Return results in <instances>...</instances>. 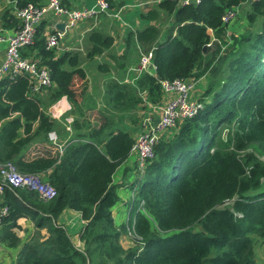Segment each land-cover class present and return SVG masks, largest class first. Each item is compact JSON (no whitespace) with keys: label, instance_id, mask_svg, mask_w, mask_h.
<instances>
[{"label":"trees","instance_id":"trees-1","mask_svg":"<svg viewBox=\"0 0 264 264\" xmlns=\"http://www.w3.org/2000/svg\"><path fill=\"white\" fill-rule=\"evenodd\" d=\"M11 1L20 8L46 2ZM247 7L249 28L229 34L225 14ZM173 15L161 38L162 27L151 21ZM140 18L147 24L129 34L127 49L151 51L156 73L143 72L132 82L109 79L107 111L83 108L88 80L79 56L48 48L42 24L22 52L37 50L55 86L40 94L27 74L0 78V164L40 174L56 190L45 199L27 187L6 189L10 212L1 241L21 245L23 218L48 232L24 242L15 264H258L255 243L264 242V0H158ZM90 40L89 59L114 43L101 31ZM100 68L106 72L109 65ZM191 76L208 77L204 106L161 136L155 157L139 171L138 210L128 224L117 225L114 175L135 141L125 122L141 126L137 107L162 100L161 80ZM64 96L71 104L67 116L74 117L71 135L67 116L58 119L49 111ZM67 207L85 221L82 250L57 223ZM128 227L135 245L125 248L120 239Z\"/></svg>","mask_w":264,"mask_h":264},{"label":"crops","instance_id":"crops-1","mask_svg":"<svg viewBox=\"0 0 264 264\" xmlns=\"http://www.w3.org/2000/svg\"><path fill=\"white\" fill-rule=\"evenodd\" d=\"M138 1L141 0H107L108 8L106 10H101L79 21H74L67 13H50L38 24V26L41 24L44 25V35L46 39L50 35H57L59 37V42L54 47L58 55L70 53L79 56L80 66L85 69L88 80L86 91L81 102L83 108L87 110L88 113H91L93 110H109V99L107 96V82L109 79L118 80L119 82H132L136 78L137 73H135L133 69L138 65L140 52L143 48L137 45V47L127 49V38L131 32H136L147 24V22L140 18V13L143 10H141L139 6V4L142 3L137 4ZM149 1L150 0H148V2ZM96 2L97 0H63V5L68 10H76L94 7ZM17 9L18 6L15 1L0 0V36L7 38L16 32L18 28V18L16 16ZM7 13L9 17L13 16L12 20L5 19ZM116 14L119 15L116 16ZM167 19H169V21L166 23L165 27L156 20L150 23L162 27L161 38L164 37L167 29L170 27L174 15L171 18L167 17ZM93 31H101L106 35H112L114 37V43L110 48H107L104 53L95 56L93 59H89L88 54L92 48L90 35ZM6 45V40L0 42V65L5 59ZM37 53V50L27 55H24L22 52L23 56L38 61L39 63ZM104 63L109 65V70L106 72L100 68V65ZM53 86H55V83L50 87ZM50 87L36 93H45ZM165 99L166 97L163 95L159 103H145L139 105L136 111L141 119L140 122L147 116H151L155 121L159 120L162 115ZM53 106L56 108L57 115H52L58 119L69 115V111L71 110V104L67 96L59 99ZM51 110L52 108L49 109L50 112ZM92 120L94 121L95 119L92 118ZM125 124L128 128L132 129L134 137L141 131V126H135L130 120H127ZM67 130L69 129L67 128ZM69 132L71 135L73 130L71 129ZM70 135L60 144L61 147L66 143L65 141ZM56 136H58L57 133ZM139 177L137 155L131 153L130 157L119 166L114 175V183L117 185L119 200L112 207V212L117 225L128 224L131 216H135L138 210L136 203L138 202L137 186L139 183L137 181ZM20 223L23 227V230L20 231L23 242L17 247H10L0 239V264H15L17 255L24 242L39 233L41 236L48 235L46 228L39 230L30 219L23 218L20 220ZM57 223L66 227L77 248L81 250L84 249L85 244L81 239V230L85 221L80 211H76L69 207L65 208L59 215ZM134 239L135 238L130 235V229L128 227L126 231L122 233L120 242L125 248H129L135 245ZM255 244H258L259 253L264 260V248L262 247L264 246V242H258L257 240ZM256 254L257 251L255 249L256 262L258 264L264 263L262 260L258 261L259 259L256 257Z\"/></svg>","mask_w":264,"mask_h":264},{"label":"built area","instance_id":"built-area-1","mask_svg":"<svg viewBox=\"0 0 264 264\" xmlns=\"http://www.w3.org/2000/svg\"><path fill=\"white\" fill-rule=\"evenodd\" d=\"M180 4L200 3L203 0H173ZM259 1V0H248ZM108 8L107 0H97L94 7L76 10H68L63 5V0H46L44 4L28 3L23 7H18L16 16L19 20L16 32L7 38L0 36L2 40L7 41L5 59L0 65V78L10 76L12 78L27 74L32 82L34 93L45 90L52 86L53 79L50 69L47 66H40L38 61L29 59L22 54V49L31 44L37 32L38 24L50 13H67L74 21H79L92 16L101 10ZM234 11H228L224 20L234 15ZM119 14H116L118 16ZM59 42L57 35H50L47 38L48 48H54ZM153 62L152 52L141 51L140 63L133 69L137 73L136 78L143 72H149V66ZM199 80L195 76L188 78H175L161 80L162 92L165 99L162 108V115L155 121L151 116H147L142 121L141 131L135 136L131 153L137 155L138 168L144 172L148 160L155 157V146L165 132L174 130L178 123L186 118L198 114L204 104L194 97V91ZM43 88V89H42ZM146 92L141 93L145 97ZM152 104V103H147ZM51 113L56 116L55 106L51 107ZM74 117L71 115L66 118L67 128L71 130V124ZM51 139L55 142L57 136L51 132ZM27 187L36 191L42 198L52 199L56 195L55 188L45 182L40 174H23L13 163L0 164V228L3 226L5 217L10 212V207L6 203L5 191L7 188ZM230 202V201H228ZM226 202V204H232ZM145 201H141L144 206ZM130 235L134 238L136 233L130 230Z\"/></svg>","mask_w":264,"mask_h":264},{"label":"rangeland","instance_id":"rangeland-1","mask_svg":"<svg viewBox=\"0 0 264 264\" xmlns=\"http://www.w3.org/2000/svg\"><path fill=\"white\" fill-rule=\"evenodd\" d=\"M142 3V4H139ZM158 3V0H150L148 2V0H141L138 1L137 4H139V6L141 7V10H146L148 8L154 7L156 6ZM249 9V7L247 8H238L234 15L232 17H229L225 22L228 23V32L230 31V34L232 33H241L244 32L245 30H247L249 28V24L250 21L247 17V13L246 11ZM166 19V20H165ZM169 21V19H167L166 16H164V18H162V20H160L159 22L162 23L163 27H165L166 23ZM141 51H143V49H141ZM140 59H141V52H140V56H139V61L138 63H140ZM200 80V79H199ZM208 81V77H204L201 78V80L199 81L198 85L196 86V89L194 91V97L199 99L202 102V93L206 87V83ZM142 127V124H141ZM172 134V132H165L164 134ZM138 182V181H137ZM139 183V182H138ZM139 187V184L138 186ZM232 201L228 202L231 203ZM153 226H156V222L153 220ZM197 229L200 228V226H196ZM261 241L260 239L258 240V242ZM264 248V246H262ZM255 249L257 251L256 257L259 259L258 261H264L261 258V254L259 253V246L258 244H255Z\"/></svg>","mask_w":264,"mask_h":264},{"label":"water","instance_id":"water-1","mask_svg":"<svg viewBox=\"0 0 264 264\" xmlns=\"http://www.w3.org/2000/svg\"><path fill=\"white\" fill-rule=\"evenodd\" d=\"M181 4H183V3H181ZM208 47H210V45H208ZM205 49H207V46L205 47ZM149 72L151 74H155L156 73V66H155V64L153 62L149 66Z\"/></svg>","mask_w":264,"mask_h":264}]
</instances>
